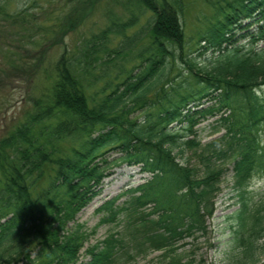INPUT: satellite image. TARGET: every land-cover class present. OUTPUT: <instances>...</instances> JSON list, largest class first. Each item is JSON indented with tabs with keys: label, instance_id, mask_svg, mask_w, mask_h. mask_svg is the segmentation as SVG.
I'll use <instances>...</instances> for the list:
<instances>
[{
	"label": "trees",
	"instance_id": "obj_1",
	"mask_svg": "<svg viewBox=\"0 0 264 264\" xmlns=\"http://www.w3.org/2000/svg\"><path fill=\"white\" fill-rule=\"evenodd\" d=\"M133 1L150 11L149 44L134 56L138 64L102 80L96 88L100 77L92 71V60L106 63L107 59L94 57L89 47L84 58L64 49L46 71V91L0 139V264L77 263L86 233L81 224H68L75 223L77 213L97 194L101 156L108 147L119 148L122 160L139 165L150 177L133 189L140 193L130 196L125 205L114 208L113 201L103 203L98 211L109 213L103 221L121 211L138 252L162 250L170 264H190L181 261L178 250L185 238L206 233V217L213 213L221 176L226 163L232 162L233 187L240 202L235 233L244 246V259L235 264H244L245 259L255 264L253 241L264 237V214L260 208L250 209L249 186L255 175H264L260 137L264 50L256 46L264 40V0H233L221 7L222 17L204 36L208 46L219 52L213 66H197L188 59V87L180 90L181 83L169 90L162 87L155 101L146 97L151 79L160 75L173 48L183 46V0ZM136 19L132 13L124 21L111 20L99 37L107 41L119 35L120 48L113 51L127 54L139 40L140 30L127 33ZM246 19L254 25L241 35L249 38L248 47L235 38ZM92 88L96 90L89 96ZM257 88H263L261 93ZM157 102L160 108L147 111L142 123L130 115ZM206 102L210 104L203 106ZM222 110L216 128L225 132L201 144L195 126ZM70 136L77 144L62 154L59 143ZM185 151L197 157L196 165L177 159ZM123 246V238L110 234L86 250L90 259L84 264H118V248Z\"/></svg>",
	"mask_w": 264,
	"mask_h": 264
},
{
	"label": "rangeland",
	"instance_id": "obj_2",
	"mask_svg": "<svg viewBox=\"0 0 264 264\" xmlns=\"http://www.w3.org/2000/svg\"><path fill=\"white\" fill-rule=\"evenodd\" d=\"M183 1V46L181 50L173 48V53L166 58L160 76L152 80L150 90L146 93L152 101L160 98L162 87L169 90L171 85L178 83L182 84L180 90L188 87V59H192L191 63L197 66H213L217 56L216 48L201 47L207 43L204 40L199 42L201 38L198 40V36L205 34L216 19L221 18V7L233 0ZM0 7L3 11L0 12V138L5 137L18 125L32 108L31 98L40 97L46 91V71L64 49L84 58V49L89 47L88 51H91L94 57L99 59L104 56L107 59L106 63L101 59L92 60V71L96 78L100 77L96 81L97 88V84L102 80L113 77L120 70L137 65L139 60L134 59V56L149 44V38L144 36L148 30L146 17L149 12H137L129 0H0ZM131 12H135L138 19L132 28L127 29V33L131 35L140 29V38L127 50V54L120 55L113 50L120 48L121 37L112 36L110 40L105 41L99 34L110 20L124 21ZM250 23V20L243 21L241 27L246 29L238 35L250 31V28H247ZM238 35L237 38L240 37ZM53 36H58L56 44L49 46L48 40ZM244 43H247V40H244ZM259 44L264 47V41ZM107 53L110 54L109 58ZM33 71L35 73H32ZM96 88L90 89L88 95H92ZM160 104L155 103L142 110H135L131 115L137 116L138 121L142 123L146 108L157 110ZM214 121L215 117H209L199 124L198 135L201 143H208L221 136L223 130L212 131ZM261 134L264 136V127ZM73 138L59 143L62 152L70 150ZM121 156L122 153L117 148H110L105 152L104 157L107 159L101 161L103 171L95 189L99 194L76 215V221L88 232L80 251L79 263L88 260L87 247L102 241L111 232H118L127 243L126 251L120 255L119 264H170V258H163L160 251L149 250L146 253L134 254V239L126 234V222L121 215H117L116 218L120 217L118 219L100 222L101 217L107 215V211H97L102 203L115 199V205H122L129 195L126 190L137 186L143 182V178L148 177L147 174L140 173L138 166L128 162L111 163ZM179 159L185 163L189 161L197 164L191 152H186ZM231 175V163L228 162L227 170L222 175L221 189L216 197L214 214L206 221L207 232L179 250L183 262L194 258L196 262L202 260L205 264H231L237 258L244 259L243 255L241 256L243 248L235 244V235L232 232L236 223L231 214L237 209L238 202ZM251 195L252 203L259 204L264 200V178L255 177L252 180ZM71 225L72 222L68 226ZM190 240L188 238L186 241ZM255 243V264H264V251L261 248L263 239ZM245 261L248 262V259Z\"/></svg>",
	"mask_w": 264,
	"mask_h": 264
}]
</instances>
